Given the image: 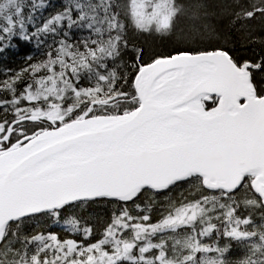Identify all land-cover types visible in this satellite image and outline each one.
I'll list each match as a JSON object with an SVG mask.
<instances>
[{"label":"snow or ice","instance_id":"snow-or-ice-1","mask_svg":"<svg viewBox=\"0 0 264 264\" xmlns=\"http://www.w3.org/2000/svg\"><path fill=\"white\" fill-rule=\"evenodd\" d=\"M45 7L0 0V55L42 49L0 78V264H264V56L178 47L145 62L133 46L126 72L129 25L168 36L187 12L193 40L216 33L217 5L66 0L37 17ZM219 7L232 25L264 20V0ZM92 205L107 209L100 229ZM39 217L67 237L26 230Z\"/></svg>","mask_w":264,"mask_h":264},{"label":"trees","instance_id":"trees-1","mask_svg":"<svg viewBox=\"0 0 264 264\" xmlns=\"http://www.w3.org/2000/svg\"><path fill=\"white\" fill-rule=\"evenodd\" d=\"M65 2L66 0H46L47 7L39 10L36 15L41 19L47 17L50 13L61 9ZM180 2L188 8L196 0H180ZM209 2L217 5L215 11L218 15L210 21L216 29L215 34L196 36L193 40L182 39V34L187 33L192 24L187 12L177 20L175 32L168 36L156 33H140L134 31L129 25L126 36L130 44L129 48L123 52L120 62L124 71H129L127 66L131 64L134 57L133 46L143 49V60L145 62H150L156 55H166L173 52L178 47L211 49L221 46L229 49L231 54L240 61L259 60L260 57L264 56V20L257 18L254 21L232 25L229 23L228 13L219 7V5L230 3L231 0H209ZM26 3H30V0H26ZM114 3L118 5V10H122L125 0H114ZM85 35H87L85 32L75 30L73 32L74 39H80ZM29 54L39 59L42 55V49L37 48L34 43L25 44L21 41L16 48L9 49L6 53L0 55V78H3V72L6 69L16 70L22 67L25 63L24 57ZM255 78L258 83L264 82V73L256 72ZM187 190V185H178L167 195L169 197H179L181 193H186ZM164 200L165 197L158 198L157 208L153 212L154 219L158 217ZM82 214L97 229H100L107 218V209L101 205H92L85 208ZM26 230L53 231L59 233L61 237H67L68 235L62 224L53 225L43 217L31 221ZM240 255H242V248L234 245L232 257L236 258Z\"/></svg>","mask_w":264,"mask_h":264}]
</instances>
